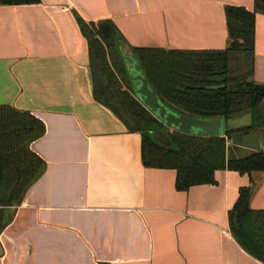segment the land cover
<instances>
[{"label": "crops", "instance_id": "obj_1", "mask_svg": "<svg viewBox=\"0 0 264 264\" xmlns=\"http://www.w3.org/2000/svg\"><path fill=\"white\" fill-rule=\"evenodd\" d=\"M231 6L252 11L254 0L0 6V106L45 127L29 144L45 170L6 208L0 264H263L235 241L228 212L243 187L252 189L249 207L264 210V170H219L214 184L178 191L175 170L145 168L141 134L93 98L88 44L75 19L111 21L133 49L219 51ZM253 81L264 85L263 13L255 15ZM226 140L235 158L264 151V127Z\"/></svg>", "mask_w": 264, "mask_h": 264}, {"label": "trees", "instance_id": "obj_2", "mask_svg": "<svg viewBox=\"0 0 264 264\" xmlns=\"http://www.w3.org/2000/svg\"><path fill=\"white\" fill-rule=\"evenodd\" d=\"M39 0H0V6L33 5ZM264 14V0L252 11L227 7V47L219 51L133 49L150 86L171 109L204 119L224 120L251 112L249 127L226 131L223 137H197L169 132L132 95L116 40L121 37L109 21L76 23L88 44L93 98L111 110L130 132L141 134L145 168L176 171L175 188L212 185L214 173L229 169L239 174L264 170V151L232 156L226 138L237 131L264 127V85L253 81L255 15ZM45 133L44 124L29 112L0 106V227L10 221L9 207L21 203L25 191L45 170V162L29 144ZM162 134L167 144L156 140ZM251 187H243L228 212L230 233L239 246L264 264V210L249 207Z\"/></svg>", "mask_w": 264, "mask_h": 264}, {"label": "water", "instance_id": "obj_3", "mask_svg": "<svg viewBox=\"0 0 264 264\" xmlns=\"http://www.w3.org/2000/svg\"><path fill=\"white\" fill-rule=\"evenodd\" d=\"M116 48L129 79L134 98L167 129L190 136L211 138L223 137L226 131H235L251 125V112L224 120L204 119L181 114L167 106L147 81L140 63L123 37L116 40ZM159 134V133H158ZM163 136L162 134H159ZM165 143L167 144L166 138Z\"/></svg>", "mask_w": 264, "mask_h": 264}, {"label": "rangeland", "instance_id": "obj_4", "mask_svg": "<svg viewBox=\"0 0 264 264\" xmlns=\"http://www.w3.org/2000/svg\"><path fill=\"white\" fill-rule=\"evenodd\" d=\"M169 131H172L169 129ZM155 138L159 139L161 142L165 143V139L163 138V136L159 135L158 133L155 135ZM167 142V141H166Z\"/></svg>", "mask_w": 264, "mask_h": 264}]
</instances>
